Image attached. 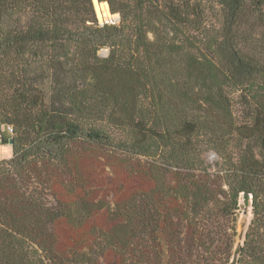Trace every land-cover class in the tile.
I'll return each mask as SVG.
<instances>
[{
	"label": "trees",
	"instance_id": "obj_1",
	"mask_svg": "<svg viewBox=\"0 0 264 264\" xmlns=\"http://www.w3.org/2000/svg\"><path fill=\"white\" fill-rule=\"evenodd\" d=\"M98 2L0 0V264H264V0Z\"/></svg>",
	"mask_w": 264,
	"mask_h": 264
},
{
	"label": "rangeland",
	"instance_id": "obj_2",
	"mask_svg": "<svg viewBox=\"0 0 264 264\" xmlns=\"http://www.w3.org/2000/svg\"><path fill=\"white\" fill-rule=\"evenodd\" d=\"M205 1H210V0H205ZM106 3V2H105ZM108 4V3H107ZM94 7V11L96 14V18L99 24H101V22H103L105 19H109L110 17H118L117 14H112L109 10V6L107 8L108 13L110 14V16L108 18L104 17V18H99L98 15V11L97 8L95 7V5L93 4ZM151 37V36H150ZM100 57H106L109 54V49L105 48V49H101L98 52ZM234 95V94H233ZM235 97V95H234ZM218 119L220 120L219 126L222 128L221 133L226 132L229 127L224 126L223 123V118L220 116H218ZM1 131L4 132L5 129L4 127L1 128ZM0 146H1V151H0V160H8L11 158L12 156V148L11 145L9 143V141L7 140H1L0 141ZM204 159L205 161L211 166L212 171L218 170L220 167V159L219 157L211 150L207 151L204 154ZM240 207L239 210L237 212V223H236V227H237V236L235 238V248L239 245H242L245 238H246V233L248 231L250 222L253 218V213H252V206H251V202L250 200L245 201L243 198L240 199L239 201Z\"/></svg>",
	"mask_w": 264,
	"mask_h": 264
},
{
	"label": "bare ground",
	"instance_id": "obj_3",
	"mask_svg": "<svg viewBox=\"0 0 264 264\" xmlns=\"http://www.w3.org/2000/svg\"><path fill=\"white\" fill-rule=\"evenodd\" d=\"M95 7L97 8L99 18H108L110 14L107 11L108 4L107 3H99L97 0H93Z\"/></svg>",
	"mask_w": 264,
	"mask_h": 264
},
{
	"label": "built area",
	"instance_id": "obj_4",
	"mask_svg": "<svg viewBox=\"0 0 264 264\" xmlns=\"http://www.w3.org/2000/svg\"><path fill=\"white\" fill-rule=\"evenodd\" d=\"M118 23V17H110L109 19H105L103 22H101V25L104 24H117ZM6 130L8 132H12V128L11 127H7Z\"/></svg>",
	"mask_w": 264,
	"mask_h": 264
},
{
	"label": "water",
	"instance_id": "obj_5",
	"mask_svg": "<svg viewBox=\"0 0 264 264\" xmlns=\"http://www.w3.org/2000/svg\"><path fill=\"white\" fill-rule=\"evenodd\" d=\"M98 1V0H97ZM12 142L10 141V144H11Z\"/></svg>",
	"mask_w": 264,
	"mask_h": 264
},
{
	"label": "crops",
	"instance_id": "obj_6",
	"mask_svg": "<svg viewBox=\"0 0 264 264\" xmlns=\"http://www.w3.org/2000/svg\"><path fill=\"white\" fill-rule=\"evenodd\" d=\"M0 149H1V146H0ZM1 151V150H0Z\"/></svg>",
	"mask_w": 264,
	"mask_h": 264
}]
</instances>
